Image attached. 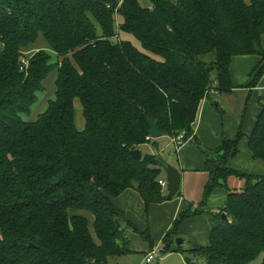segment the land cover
Listing matches in <instances>:
<instances>
[{
  "label": "trees",
  "instance_id": "1",
  "mask_svg": "<svg viewBox=\"0 0 264 264\" xmlns=\"http://www.w3.org/2000/svg\"><path fill=\"white\" fill-rule=\"evenodd\" d=\"M263 35L264 0H0V264H109L133 253L125 226L157 248L151 227L138 228L115 203L132 187L146 206L169 200L159 183L166 158L132 154L150 142L160 146L148 119L162 136L185 132L188 142L201 102L236 88L233 57L261 56L248 86L264 76ZM41 36L48 47L33 50ZM53 71L54 98L26 121L21 114ZM259 96L250 134L240 130L207 154L203 200L179 213L160 254L180 251L186 264H248L263 256L264 264V173L229 166L245 136L253 159H264ZM75 98L83 106L81 130ZM231 177L245 185L231 189ZM219 188L228 190L226 205L207 211ZM202 214L212 225L209 243L177 245L181 223Z\"/></svg>",
  "mask_w": 264,
  "mask_h": 264
},
{
  "label": "crops",
  "instance_id": "2",
  "mask_svg": "<svg viewBox=\"0 0 264 264\" xmlns=\"http://www.w3.org/2000/svg\"><path fill=\"white\" fill-rule=\"evenodd\" d=\"M260 59L261 56L258 54L233 57L230 69L236 88L229 93H215L214 96L207 97L201 102L197 119L192 125L195 135L189 138L188 142L178 151L175 149L172 138L167 136H161L157 140L160 143L159 147L155 146L154 142H150L140 148L142 154H161L166 158L167 163L177 167L182 175L180 193L171 200L151 203L146 206L139 192L133 187L115 199L116 205L122 208L128 219L132 223L134 222L138 228L146 230L148 226L151 227V234L156 247H161L160 243L165 232L171 228L170 226L181 211L188 210L190 203L198 206L202 202L203 192L209 179V172L204 169L207 154L213 155V151L220 146L223 138H235L240 130L247 136L255 126L256 118L260 113L259 95L264 93V76L256 86L250 87L248 85L254 77L253 72ZM236 61L241 65L243 64L244 68L247 69L237 82H235L237 78L234 76V69H232ZM215 102H218V105ZM76 125L81 130L84 128L85 122L83 121L80 125L76 122ZM246 136L240 143L238 155L231 157L229 166L244 173H264V159H253ZM145 146L146 148H144ZM161 178L167 179L166 169H163ZM229 182L231 189H241L245 185V182L237 177H231ZM165 189L168 192L167 188ZM227 195V189L219 188L210 196L211 198L204 208L213 213L220 212L226 205ZM180 226V236H184L187 240L184 245L189 247L191 245L205 246L209 243L212 225L205 214L187 218ZM125 228L127 229L126 235L132 243L131 249L133 251L132 254L128 255L142 252L145 256L142 260L144 263L146 254L151 251L149 244L144 242L136 233H133L129 227L125 226Z\"/></svg>",
  "mask_w": 264,
  "mask_h": 264
},
{
  "label": "rangeland",
  "instance_id": "3",
  "mask_svg": "<svg viewBox=\"0 0 264 264\" xmlns=\"http://www.w3.org/2000/svg\"><path fill=\"white\" fill-rule=\"evenodd\" d=\"M143 4H146V0H141ZM127 39H130L132 43H134L140 50L146 51L141 43L136 39V37L132 34H125ZM263 46H264V35H263ZM35 48L33 50H38V48H43V47H48L46 41L44 40V37H40L37 43L34 45ZM31 50V51H33ZM54 54V53H53ZM209 58V57H208ZM212 58V57H210ZM26 59V58H25ZM234 76L237 78L235 82L239 78H241V75L246 73L247 69L244 68L243 64L241 65L237 61L234 63V66L232 67ZM56 79H57V74L56 72H51L50 77L44 82V86L46 91L44 92H38V100L35 102V104L31 107V111L28 113H22L21 116L24 118L26 121H34L36 120L39 114H42L45 112V109L48 107V101L55 96V91H56ZM77 102H75V107H76V122L78 125H80L84 120L83 116V109H82V103L79 101L78 98H75ZM185 133V132H184ZM160 138V137H159ZM158 138V139H159ZM154 139V138H152ZM155 139V140H158ZM166 140V139H164ZM146 148V146L144 147ZM178 151V150H177ZM132 231V230H131ZM133 232V231H132ZM135 233V232H133ZM137 234V233H136ZM139 236V234H137ZM141 238V237H140ZM162 245V241L160 243ZM185 248H188L187 245H184ZM160 248V246H158ZM157 258L153 260L152 264H186V256L180 252H169V253H163L160 254L158 253ZM144 253L142 252H137L134 253L133 255H125V256H120V258H116L112 261H110L109 264H147L146 261L142 263V260L144 258ZM263 256L259 257L258 259L248 263V264H261Z\"/></svg>",
  "mask_w": 264,
  "mask_h": 264
},
{
  "label": "water",
  "instance_id": "4",
  "mask_svg": "<svg viewBox=\"0 0 264 264\" xmlns=\"http://www.w3.org/2000/svg\"><path fill=\"white\" fill-rule=\"evenodd\" d=\"M216 105H218V102H215ZM148 123L150 126V137L154 138V139H158L159 137H161L163 135L162 130L160 127H158V125L152 121L151 119H148ZM133 156L138 159L141 160L142 157V151L141 149H135L132 152ZM167 170V198L169 200L173 199V197H175V195L179 192V190L181 189V171L178 170L177 167H173L172 165H167L166 167ZM222 219L223 220H227L228 216L226 213L222 214ZM176 244L181 246L184 245L186 243V239L184 236H178L176 237ZM30 246H35L33 244H29ZM91 264H95L94 262H92Z\"/></svg>",
  "mask_w": 264,
  "mask_h": 264
},
{
  "label": "built area",
  "instance_id": "5",
  "mask_svg": "<svg viewBox=\"0 0 264 264\" xmlns=\"http://www.w3.org/2000/svg\"><path fill=\"white\" fill-rule=\"evenodd\" d=\"M24 61V64H27V61L26 59H23ZM172 141L174 143V146H175V149L176 150H179L187 141H185V133L182 132V133H179L177 136H174L172 138ZM159 183L162 184L165 188L168 187V184H167V179H162L159 180ZM161 251V247L160 248H155L154 250H151L148 254H147V257H146V262L149 263L151 261H153L155 258H157V254L160 253Z\"/></svg>",
  "mask_w": 264,
  "mask_h": 264
}]
</instances>
